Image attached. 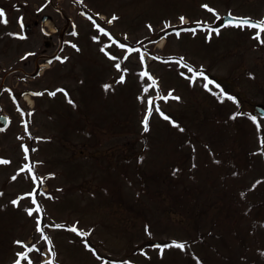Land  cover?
<instances>
[{"label":"rangeland","instance_id":"374dc122","mask_svg":"<svg viewBox=\"0 0 264 264\" xmlns=\"http://www.w3.org/2000/svg\"><path fill=\"white\" fill-rule=\"evenodd\" d=\"M226 14L264 0H0V264H264V30Z\"/></svg>","mask_w":264,"mask_h":264},{"label":"water","instance_id":"95a60500","mask_svg":"<svg viewBox=\"0 0 264 264\" xmlns=\"http://www.w3.org/2000/svg\"><path fill=\"white\" fill-rule=\"evenodd\" d=\"M223 21L224 22H233L235 24H247V25H251V26H255V27H264V23L254 21V20L248 19V18L235 17V16H231V15H225L223 17ZM253 113L257 116L264 117V104L256 103L253 106ZM5 120H6L5 117H0V123L1 124H4ZM78 233L83 234L79 231H78Z\"/></svg>","mask_w":264,"mask_h":264},{"label":"bare ground","instance_id":"6f19581e","mask_svg":"<svg viewBox=\"0 0 264 264\" xmlns=\"http://www.w3.org/2000/svg\"><path fill=\"white\" fill-rule=\"evenodd\" d=\"M163 41H164V39H161L160 40V43L162 44ZM39 66L40 67H43V68L45 67L46 69L49 67V65L47 63H45V62L40 63ZM24 99L27 100L30 104L32 103V99L28 95H25L24 96Z\"/></svg>","mask_w":264,"mask_h":264},{"label":"flooded vegetation","instance_id":"af4514ba","mask_svg":"<svg viewBox=\"0 0 264 264\" xmlns=\"http://www.w3.org/2000/svg\"><path fill=\"white\" fill-rule=\"evenodd\" d=\"M34 24H37V21H35V23Z\"/></svg>","mask_w":264,"mask_h":264}]
</instances>
